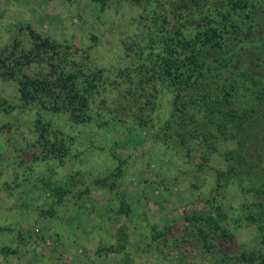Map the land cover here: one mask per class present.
Segmentation results:
<instances>
[{
    "label": "rangeland",
    "instance_id": "1",
    "mask_svg": "<svg viewBox=\"0 0 264 264\" xmlns=\"http://www.w3.org/2000/svg\"><path fill=\"white\" fill-rule=\"evenodd\" d=\"M253 3L255 19H264V0ZM178 6L0 0V58H8L0 62V264H248L242 255L264 251L239 217L243 195L216 186L218 152L228 143L207 159L201 132L182 142L172 119L177 89L150 77L162 69L166 44L180 45L173 30L192 36L200 26L195 4ZM35 34L51 47L37 49ZM64 70L101 76L85 122L47 96L21 98L20 80L44 83ZM219 212L217 229L204 217Z\"/></svg>",
    "mask_w": 264,
    "mask_h": 264
},
{
    "label": "trees",
    "instance_id": "2",
    "mask_svg": "<svg viewBox=\"0 0 264 264\" xmlns=\"http://www.w3.org/2000/svg\"><path fill=\"white\" fill-rule=\"evenodd\" d=\"M178 2L179 9L197 6L194 12L198 16L194 18L201 19L200 26L195 27L192 36L173 30L171 41L177 39L180 45L166 44V52L157 57L162 69L153 71L150 77L162 75L167 87L177 89L172 102L179 113H172V119L178 123L176 131L182 142L186 134L201 132L207 159L220 143H228L218 152L223 165L214 171L216 186L223 192L236 187L243 195L239 217L255 227L264 244V19H255L253 0H228L217 5L210 0ZM231 33L235 37L229 42ZM34 36L38 37L34 43L37 49L51 47L48 39ZM5 59L0 58L3 65ZM62 72L44 83L20 80L21 98L31 102L47 96L54 109L59 105L69 112L71 121L85 122L88 97L98 87L101 76L93 71L81 79L77 73ZM186 90V98L180 101L183 106L177 108L181 92ZM47 126L41 118L36 121L46 143ZM51 145L53 153L60 152L61 146ZM224 213H208L204 218L218 229ZM242 258L248 264H264V251Z\"/></svg>",
    "mask_w": 264,
    "mask_h": 264
}]
</instances>
